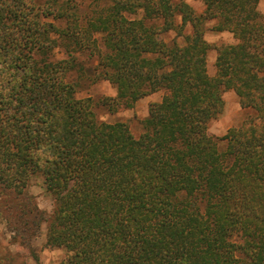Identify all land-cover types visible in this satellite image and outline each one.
Returning <instances> with one entry per match:
<instances>
[{
    "label": "trees",
    "instance_id": "1",
    "mask_svg": "<svg viewBox=\"0 0 264 264\" xmlns=\"http://www.w3.org/2000/svg\"><path fill=\"white\" fill-rule=\"evenodd\" d=\"M201 1L0 0V215L36 261L47 222L60 264H264V13ZM210 19L234 37L213 75ZM85 52L117 105L164 91L139 136L77 95ZM230 89L249 114L217 136ZM35 174L51 212L27 190Z\"/></svg>",
    "mask_w": 264,
    "mask_h": 264
},
{
    "label": "rangeland",
    "instance_id": "2",
    "mask_svg": "<svg viewBox=\"0 0 264 264\" xmlns=\"http://www.w3.org/2000/svg\"><path fill=\"white\" fill-rule=\"evenodd\" d=\"M88 1V0H87ZM197 12L204 9L201 0H187ZM264 3V0H263ZM176 20L180 22L178 15ZM216 23L215 20H209L205 23V36L211 43L208 51V70L211 75L215 73L216 46L223 43L234 42L233 34L229 31L217 32L212 29ZM190 30V26L186 28ZM174 35L173 32L167 36L169 40ZM182 42V37H179ZM64 53H57L62 57ZM79 60L83 66L80 70L74 72V77L81 79L77 95L80 97L90 96L94 100L95 112L100 120L115 122L125 121L131 131L139 136L142 132V119L148 115L149 106L152 102L160 101L164 91L160 90L132 103L131 106L122 102L120 105L115 103L114 99L117 90L113 84L105 79L94 80V67L96 61L88 55V52L79 55ZM224 110L210 123L209 132L222 136L231 127L240 124L249 114V110L243 108L238 95L234 90L224 92ZM27 190L34 196L38 206L47 212H51L54 207L52 195L47 191L43 182L42 174H35L31 177ZM47 222H43L40 233L32 239V250L37 256L38 261L33 257L31 250L14 241L13 231L7 220L0 215V264H60L66 256V251L61 246H50L47 244ZM17 255L12 257L11 255Z\"/></svg>",
    "mask_w": 264,
    "mask_h": 264
},
{
    "label": "crops",
    "instance_id": "3",
    "mask_svg": "<svg viewBox=\"0 0 264 264\" xmlns=\"http://www.w3.org/2000/svg\"><path fill=\"white\" fill-rule=\"evenodd\" d=\"M203 3V2H202ZM204 5V4H203ZM258 8L260 9V11L261 12H263L264 13V3H263V0H260L259 1V4H258ZM203 11V10H202ZM201 11V12H202ZM198 13H200V12H198ZM210 20H215L216 22H217V20L216 19H210ZM209 21V20H208ZM207 21V22H208ZM213 27V26H212ZM213 29V28H212ZM214 30V29H213ZM214 31H217V32H221V31H218V30H214Z\"/></svg>",
    "mask_w": 264,
    "mask_h": 264
}]
</instances>
